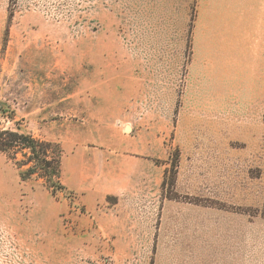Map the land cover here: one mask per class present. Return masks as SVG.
I'll return each mask as SVG.
<instances>
[{"label": "rangeland", "instance_id": "1", "mask_svg": "<svg viewBox=\"0 0 264 264\" xmlns=\"http://www.w3.org/2000/svg\"><path fill=\"white\" fill-rule=\"evenodd\" d=\"M203 14L0 0V128L58 144L65 186L0 152V264H264V77L203 60Z\"/></svg>", "mask_w": 264, "mask_h": 264}, {"label": "crops", "instance_id": "2", "mask_svg": "<svg viewBox=\"0 0 264 264\" xmlns=\"http://www.w3.org/2000/svg\"><path fill=\"white\" fill-rule=\"evenodd\" d=\"M201 4L198 43L203 60L219 57L228 72L235 70L232 62L243 61V76L264 77V0H201Z\"/></svg>", "mask_w": 264, "mask_h": 264}, {"label": "trees", "instance_id": "3", "mask_svg": "<svg viewBox=\"0 0 264 264\" xmlns=\"http://www.w3.org/2000/svg\"><path fill=\"white\" fill-rule=\"evenodd\" d=\"M0 152L6 153L17 167L22 168L21 178L37 176L52 191L65 189L60 181L61 149L58 144L33 137L18 128H0ZM20 153L22 158L18 159Z\"/></svg>", "mask_w": 264, "mask_h": 264}]
</instances>
